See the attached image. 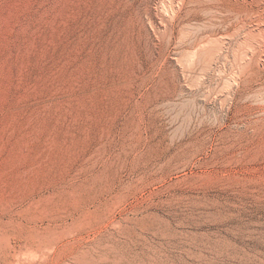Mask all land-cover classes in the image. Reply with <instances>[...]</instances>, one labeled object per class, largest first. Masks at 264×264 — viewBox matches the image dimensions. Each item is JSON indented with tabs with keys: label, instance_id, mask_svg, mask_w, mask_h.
Returning <instances> with one entry per match:
<instances>
[{
	"label": "rangeland",
	"instance_id": "374dc122",
	"mask_svg": "<svg viewBox=\"0 0 264 264\" xmlns=\"http://www.w3.org/2000/svg\"><path fill=\"white\" fill-rule=\"evenodd\" d=\"M167 1L0 0V264H264L256 21Z\"/></svg>",
	"mask_w": 264,
	"mask_h": 264
},
{
	"label": "bare ground",
	"instance_id": "6f19581e",
	"mask_svg": "<svg viewBox=\"0 0 264 264\" xmlns=\"http://www.w3.org/2000/svg\"><path fill=\"white\" fill-rule=\"evenodd\" d=\"M169 1V0H168ZM168 1H167V3H168ZM173 1V0H172ZM181 1V0H180ZM199 1V0H198ZM209 1H211V0H209ZM221 1V0H220ZM240 1V0H239ZM178 2V1H177ZM185 2V1H184ZM203 2V1H202ZM217 2V1H216ZM226 2H227V0H226ZM241 2H242V0H241ZM245 2H246V4H245V6H243L242 8H236V6H231L232 8H228V9H230V10H232L233 11V13H234V11H236L237 12V15H239V14H244L247 18H249V19H251V20H253V19H255V26H254V24H253V26L254 27H252L251 26V23L249 24L251 27L250 28H248L247 29V32H245V34H246V41H248L249 43H251V45L252 46H250V44H248V43H246V45L248 44L249 46V48L250 47H254L255 45H256V48L257 47H259V46H257V45H259V44H263L264 43V0H245ZM160 3V2H159ZM189 3V2H188ZM195 3V2H194ZM208 3H211V2H208ZM214 3V2H213ZM218 3V2H217ZM170 4H171V2H170ZM192 4H193V2H192ZM196 4V3H195ZM206 4V3H205ZM226 4V3H225ZM160 5V4H159ZM166 5V4H165ZM168 5V4H167ZM172 5V4H171ZM174 5H175V3H174ZM188 5V4H187ZM219 5V4H218ZM217 5V6H218ZM234 5V4H233ZM163 6H164V4H163ZM169 6V5H168ZM223 6V5H222ZM221 6V7H222ZM166 7V6H165ZM174 7V6H173ZM203 7V6H202ZM206 7V6H205ZM204 7V10L206 9ZM210 7V6H209ZM215 7V6H214ZM240 7V6H239ZM179 8V7H178ZM225 8V7H224ZM168 9V8H167ZM176 9V8H175ZM175 9H174V11H175ZM183 9V8H182ZM208 9V8H207ZM206 9V10H207ZM212 9V8H211ZM218 9V8H217ZM227 9V10H228ZM173 10V9H172ZM177 10V9H176ZM197 10V9H196ZM195 10V11H196ZM212 10H214V9H212ZM216 10V9H215ZM225 10V9H224ZM173 11V13H176V12H174ZM182 11V10H181ZM203 11V10H202ZM201 11V12H202ZM208 11V10H207ZM219 11H220V9H219ZM222 11V10H221ZM226 11V10H225ZM224 11V12H225ZM189 12H190V10H189ZM208 12H210V11H208ZM208 12H206V13H208ZM214 12V11H213ZM228 12V11H227ZM235 12V13H236ZM171 13V12H170ZM172 13V14H173ZM184 13V12H183ZM191 13V12H190ZM223 13V12H222ZM226 13V12H225ZM224 13V14H225ZM204 14H205V12H204ZM211 14H213V13H211ZM229 14V13H228ZM230 15H231V12H230ZM234 15V14H233ZM169 16H170V14H169ZM174 16V15H173ZM185 16V15H184ZM195 16V15H194ZM221 16V15H220ZM172 17V16H171ZM183 17V16H182ZM216 17V16H215ZM236 18H237V16H235ZM242 17V16H241ZM186 18V17H185ZM230 18V17H229ZM239 18H240V16H239ZM247 18H246V20H247ZM248 19V20H249ZM175 20V19H174ZM209 20V19H208ZM171 21V20H170ZM204 21V20H203ZM202 21V22H203ZM193 22H195V21H193ZM207 22V21H206ZM210 22V21H209ZM218 22V21H217ZM205 23V22H204ZM216 23V22H215ZM226 24H227V22H225ZM238 23V22H237ZM169 24V23H168ZM173 24V23H172ZM186 24V23H185ZM192 24V23H191ZM202 24V23H201ZM207 25H209L208 23H206ZM229 24H230V22H229ZM246 24V23H245ZM177 25V24H176ZM180 25V24H179ZM193 25V24H192ZM196 25V24H195ZM198 25V24H197ZM220 25V24H219ZM186 26V25H185ZM214 26V25H213ZM229 26V25H228ZM244 26H246V25H244ZM199 27H200V24H199ZM220 27V26H219ZM225 27V26H224ZM239 27V26H238ZM238 27H236L237 28V32H239L242 28H243V26H242V28H241V25H240V30L238 31ZM178 28V27H177ZM185 28V27H184ZM192 28V27H191ZM198 28V27H197ZM201 28H203V26L201 27ZM222 28V27H221ZM246 28H247V26H246ZM182 29V28H181ZM189 29V28H188ZM194 29V28H193ZM220 29V28H219ZM195 30V29H194ZM222 30V29H221ZM242 30H246V29H242ZM241 30V31H242ZM191 31V30H190ZM190 31H188V32H190ZM198 31H199V29H198ZM212 31V30H211ZM234 31H235V29H234ZM235 31V32H236ZM186 32V31H185ZM187 32V33H188ZM200 32V31H199ZM204 32V31H203ZM232 32V31H231ZM184 33V32H183ZM182 33V34H183ZM193 33H194V31H193ZM196 33V32H195ZM198 33V32H197ZM196 33V34H197ZM240 33V32H239ZM210 34H211V32H210ZM213 34H215L214 32H213ZM225 34H226V32H225ZM241 34V33H240ZM194 35V34H193ZM212 35V34H211ZM223 35V34H222ZM231 35V34H230ZM233 35V34H232ZM234 35H235V33H234ZM237 35H238V33H237ZM242 35V34H241ZM244 35V34H243ZM182 36V35H181ZM184 36V38H185V35H183ZM182 36V37H183ZM190 36V35H189ZM205 36V35H204ZM209 36V35H208ZM236 36V35H235ZM245 36V35H244ZM243 36V37H244ZM187 37V36H186ZM203 37V36H202ZM207 37V36H206ZM224 37V35L222 36V38ZM242 37V36H241ZM208 38V37H207ZM210 38V37H209ZM213 37H211V39H212ZM219 38V37H218ZM218 38H216V40L218 39ZM245 38V37H244ZM186 39V38H185ZM207 39V40H210V41H214V39ZM220 39V38H219ZM219 39H218V41H216V42H219ZM238 39V38H237ZM236 39V40H237ZM240 39V38H239ZM203 40V39H202ZM227 40V39H226ZM241 40V39H240ZM179 41V40H178ZM187 41V40H186ZM223 41V40H222ZM222 41H220V42H222ZM229 41V40H228ZM244 42L245 41V39H242L241 40V42ZM183 42V41H182ZM189 42V41H188ZM187 42V43H188ZM196 42V41H195ZM242 42V43H243ZM192 43V42H191ZM207 43H210V42H207ZM207 43L205 44V45H207ZM213 44H215V42H212ZM225 43V42H224ZM244 43V44H245ZM185 44H186V42H185ZM203 44V43H202ZM201 44V45H202ZM203 44V45H204ZM220 44V43H219ZM243 44V45H244ZM192 45H194V44H192ZM204 45V46H205ZM221 45V44H220ZM254 45V46H253ZM180 46V45H179ZM199 46V45H198ZM226 46V45H225ZM263 46V45H262ZM190 47H192V46H190ZM190 47H188V48H190ZM200 47V46H199ZM213 47V46H212ZM242 47V46H241ZM245 47V46H244ZM186 48V47H185ZM195 48V47H194ZM203 48V47H202ZM206 48V47H205ZM208 48H209V45H208ZM248 48V49H249ZM260 48V47H259ZM214 49H215V47H214ZM245 49V48H244ZM243 49V50H244ZM251 49V48H250ZM249 49V50H250ZM255 49V48H254ZM201 50V49H200ZM199 50V51H200ZM218 51H219V48L217 49ZM242 50V49H241ZM242 50V51H243ZM186 51H188V50H186ZM202 51H204V50H202ZM206 51V50H205ZM222 51V50H221ZM235 51V50H234ZM247 51V50H246ZM255 51V50H254ZM193 52H194V50H193ZM201 52V51H200ZM208 52V51H207ZM214 52H215V50H214ZM236 52V51H235ZM234 52V53H235ZM261 52V51H260ZM182 53V52H181ZM185 52L183 51V54H184ZM188 53V52H187ZM186 53V55H188ZM199 53V52H198ZM243 53V52H242ZM195 54V53H194ZM193 54V55H194ZM203 54V53H202ZM205 54V53H204ZM211 54H212V52H211ZM219 54V53H218ZM222 54V53H221ZM227 54V53H226ZM236 54V53H235ZM201 55V54H200ZM227 55H229V53L227 54ZM231 55V54H230ZM246 55H247V53H246ZM252 55V54H251ZM189 56V55H188ZM190 56H191V54H190ZM204 56V55H203ZM206 56V55H205ZM234 56V55H233ZM232 56V57H233ZM236 56V55H235ZM237 56H238V54H237ZM248 56H249V54H248ZM185 57V56H184ZM200 57V56H199ZM207 57H208V55H207ZM216 57V56H215ZM261 57V56H260ZM189 58V57H188ZM194 58V57H193ZM192 58V59H193ZM201 58V57H200ZM205 58V57H204ZM214 58V57H213ZM234 58V57H233ZM242 58V57H241ZM244 58H245V56H244ZM243 58V59H244ZM258 58V57H257ZM263 58V57H262ZM189 59H191V58H189ZM207 59H209V58H207ZM206 59V60H207ZM228 59V58H227ZM230 59V58H229ZM237 59V58H236ZM235 59V60H236ZM246 59V58H245ZM186 60V59H185ZM210 60V59H209ZM262 60V59H261ZM190 61V60H189ZM205 60H203L202 61V63L204 62ZM212 61V60H211ZM216 61V60H215ZM225 61V60H224ZM232 61H234V60H232ZM249 61V60H248ZM251 61V60H250ZM190 62H192V61H190ZM213 62V61H212ZM241 62V61H240ZM215 63V62H214ZM221 63V62H220ZM227 63V62H226ZM246 63V62H245ZM258 63V62H257ZM187 64V63H186ZM190 64H192V63H190ZM205 64H207V63H205ZM238 64V63H237ZM242 64V63H241ZM240 64V65H241ZM188 65V64H187ZM225 65V64H224ZM231 65V64H230ZM229 65V66H230ZM248 65V64H247ZM251 65V64H250ZM207 66H209V65H207ZM222 66V65H221ZM242 66V65H241ZM188 67V66H187ZM204 67V66H203ZM206 67V66H205ZM210 67V66H209ZM209 67H206V68H209ZM212 67H213V65H212ZM234 68V67H233ZM205 69V68H204ZM222 69V68H221ZM256 69V68H255ZM232 69H230V71H231ZM222 71V70H221ZM251 71V70H250ZM253 71V70H252ZM258 71V70H257ZM227 72V71H226ZM229 72V71H228ZM240 72V68H239V71H238V73ZM244 72V71H243ZM225 73V72H224ZM242 73V72H241ZM233 74H235V73H233ZM236 75V74H235ZM258 75V74H257ZM232 76V75H231ZM226 77V76H225ZM230 77V76H229ZM227 78V77H226ZM232 78V77H231ZM238 81V80H237ZM244 81H245V79H244ZM248 82V81H247ZM251 82V81H250ZM230 83V82H229ZM234 83V82H233ZM235 83H237V82H235ZM233 85V84H232ZM237 86V85H236ZM261 87V86H260ZM230 88H231V86H230ZM247 88V87H246ZM227 91V90H226ZM229 91H230V89H229ZM232 92H234V91H232ZM238 92V91H237ZM221 94V93H220ZM228 94H229V92H228ZM226 95V94H225ZM227 96V95H226ZM232 96H234V95H232ZM224 97V96H223ZM227 98V97H226ZM225 98V99H226ZM231 98V97H230ZM220 99V98H219ZM222 101V100H221ZM231 101V100H230ZM224 103V102H223ZM228 103V102H227ZM224 105V104H223Z\"/></svg>",
	"mask_w": 264,
	"mask_h": 264
}]
</instances>
